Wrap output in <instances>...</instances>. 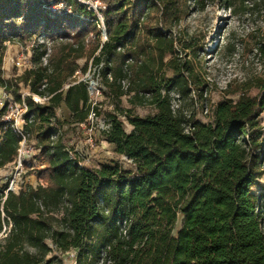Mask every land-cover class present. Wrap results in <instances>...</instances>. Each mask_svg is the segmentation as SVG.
Returning a JSON list of instances; mask_svg holds the SVG:
<instances>
[{
	"label": "trees",
	"instance_id": "trees-1",
	"mask_svg": "<svg viewBox=\"0 0 264 264\" xmlns=\"http://www.w3.org/2000/svg\"><path fill=\"white\" fill-rule=\"evenodd\" d=\"M207 1L191 5L204 10ZM234 1L225 2L233 9ZM253 7L264 10V0ZM188 10L178 0H0V48L13 39L51 41L50 53L39 44L31 68L8 81L0 54V87L16 104L23 87L30 94L23 130L46 167L37 173L45 186L7 196L12 229L0 245V264H63L57 252H75L76 264H264V75L255 95L219 103L213 121L201 122L196 106L208 83L183 55L192 44L180 51L174 34ZM256 51L264 58V31ZM83 59L92 60L104 95L121 112L109 115L103 138L129 168L81 166L64 141L62 105L79 125L100 113L89 84L72 83ZM172 94L181 102L177 109ZM126 95L133 107L154 106L156 114L135 116L122 106ZM34 96L49 101L42 105ZM7 110L0 111V170L15 161L22 140L4 121ZM6 187L0 184V207Z\"/></svg>",
	"mask_w": 264,
	"mask_h": 264
},
{
	"label": "rangeland",
	"instance_id": "rangeland-1",
	"mask_svg": "<svg viewBox=\"0 0 264 264\" xmlns=\"http://www.w3.org/2000/svg\"><path fill=\"white\" fill-rule=\"evenodd\" d=\"M178 1L189 10L187 11L188 16L174 29V34L180 37L183 42L177 46L180 51L185 45L184 42L193 46V49H186L183 55L186 54L188 60L194 62L196 72L208 83L204 101H199L196 109L198 119L203 123H209L214 119L213 112L217 104L227 101L238 102L243 93H248L251 96L256 93L255 81L264 75V58L256 51L258 37L264 31V10L261 7H253L258 0H235L233 9L227 6L226 0H212L206 2L204 10L193 7L192 0ZM88 5L94 6L92 9L98 12L96 4L88 3ZM104 38H107V34L104 35L102 32V42ZM42 43L46 44L48 53H50L51 41L45 42L43 36L33 41L21 42L18 39L6 41L0 48V54L4 55L3 79L8 81L15 76L22 75L25 69L16 66L17 59L24 56L30 63L33 48H37ZM229 44L235 45L232 52L227 49ZM47 60L46 57V62H48ZM46 62L44 61V65L47 64ZM78 64L80 70L76 73L74 81L85 80L89 85L93 84L92 104L94 107H98L100 113L99 116L92 113L86 123L79 125L72 122L70 112L62 105L57 112V117L62 123L61 131L64 141L74 157H77L81 166L97 168L101 164L115 163L129 168L130 162L125 157L118 155L115 152V146L103 138V132L109 130V115L116 113L120 115L121 112L117 111L112 100L104 95L105 88L92 60L83 59ZM86 65L87 71L83 73L81 69ZM102 88L103 90H101ZM123 88L124 91L127 90L128 82L123 83ZM21 93L23 99L28 90L23 87ZM172 97V104L177 109L181 102L175 94H172ZM34 100L39 104H45L43 101L40 102V98L34 97ZM7 106H9V111L11 106L14 107V117L21 107L20 104L14 102V98L8 90L0 87V110ZM122 106L124 109H133L134 115L140 118L156 114L154 106L133 107L130 104V95L123 97ZM7 115L8 113L5 116ZM260 121L264 127V113L261 115ZM125 129L127 133L133 130L128 123H125ZM36 144L35 139L28 138L23 149L22 171L16 172L13 165L0 171L2 187L5 180L8 179L15 180L18 186L15 187L17 190L19 187L26 189L27 187L36 188L39 185H46L37 177V173L46 167ZM261 189L264 192V176L261 179ZM182 220L183 216L180 215L173 232L174 236L180 232ZM48 244L55 251L56 248L52 241H49ZM0 245L1 247L4 245L2 238H0ZM71 253L62 255L57 252L56 255L63 259V264H76L75 257L73 258Z\"/></svg>",
	"mask_w": 264,
	"mask_h": 264
},
{
	"label": "built area",
	"instance_id": "built-area-1",
	"mask_svg": "<svg viewBox=\"0 0 264 264\" xmlns=\"http://www.w3.org/2000/svg\"><path fill=\"white\" fill-rule=\"evenodd\" d=\"M92 7H94V6H92ZM98 17H99L100 21L102 22V31L104 32L105 27L103 25V19H102V17L100 15H98ZM106 40H107V38H104V41H106ZM44 61L46 62V59H44ZM26 64H28V65H26ZM29 64L30 63L28 62V58L22 56L21 58L17 59L16 66L18 68H20V69H25L26 70V69H30L31 68V64L30 65ZM98 76H99V74H98ZM83 81L85 82V80H78V81H74L73 80L72 83H73V85H75V84H79L80 82H83ZM70 86L71 85H66L64 87V89H68ZM93 88L94 87L92 85H89L88 91H89L90 98L93 95V93H92V90H94ZM101 90H103V88ZM27 96H30V94L26 93L23 96L22 104H20L21 107H20L19 111H17V115L15 117H14V114H13L14 107L11 106L10 107V111H9V109L7 110L8 115L7 116H4V118H3L4 121L6 123H8L9 126L19 136H21V138H22V140L20 142V145H19V149H18V155H17L15 161L11 164V165H13V168H15V171L16 172L22 171V166H23V160H22V158H23V149H24V147H25V145H26V143L28 141V136L24 133V130H23V127L28 122L25 119V115L28 112V107H27V105L25 103V97H27ZM34 97H37V96H34ZM37 98H39V97H37ZM40 100H41L40 102L43 101L45 103H47L49 101V99H41V98H40ZM35 102L39 103L38 101H35ZM91 102H92V99H91ZM7 107L9 108V106H7ZM29 122H31V120H29ZM11 165H9V166H11ZM7 167H5V168H7ZM9 181H10V179L5 180V184H7V187L3 190L4 197L2 198V204H1V207H0V212L2 214V228L0 229V238H2V240H5L8 237V235L10 234L11 229H12V223H11V221H10L9 218H6L5 213H4L3 205H4V203H5L6 199H7V196H8V194L10 192L18 195L20 193V191H22L24 189V188L19 187L18 188L19 190H17L15 187H18V186L16 185L15 180L12 179L10 182ZM6 219L8 220V222L5 221ZM71 256L74 258L75 257V253H71Z\"/></svg>",
	"mask_w": 264,
	"mask_h": 264
},
{
	"label": "water",
	"instance_id": "water-1",
	"mask_svg": "<svg viewBox=\"0 0 264 264\" xmlns=\"http://www.w3.org/2000/svg\"><path fill=\"white\" fill-rule=\"evenodd\" d=\"M104 34H105V35L107 34V33H106V29L104 30ZM90 85H93V84L91 83Z\"/></svg>",
	"mask_w": 264,
	"mask_h": 264
}]
</instances>
